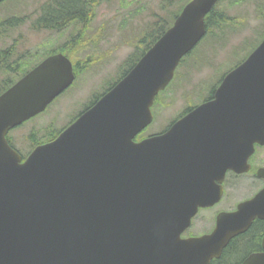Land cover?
<instances>
[{
	"label": "water",
	"instance_id": "obj_1",
	"mask_svg": "<svg viewBox=\"0 0 264 264\" xmlns=\"http://www.w3.org/2000/svg\"><path fill=\"white\" fill-rule=\"evenodd\" d=\"M217 1L189 0L110 90L23 160L6 134L71 83V63L49 55L0 94V264H209L264 219L263 187L219 213L210 233L180 238L198 207L220 199L224 172L247 171L253 144L264 143V36L212 99L132 141ZM241 264H264V251Z\"/></svg>",
	"mask_w": 264,
	"mask_h": 264
},
{
	"label": "rangeland",
	"instance_id": "obj_2",
	"mask_svg": "<svg viewBox=\"0 0 264 264\" xmlns=\"http://www.w3.org/2000/svg\"><path fill=\"white\" fill-rule=\"evenodd\" d=\"M48 1L4 0L0 3V17H23V22L18 27L6 31L7 36L0 35V45L17 43L21 46H17V50H25L26 59L36 61L42 58L44 51L48 52L64 44L72 49L71 53L76 61H82L77 62L78 91L75 92L74 81L44 112L10 131L14 144L22 152L28 150L27 135L34 132L43 136L47 131L63 128L75 113L78 104L87 102L88 91L100 93L102 87L116 81L126 62L134 58L149 41L144 38L141 43L142 34H147L154 23L155 27L166 24L169 13L175 11L181 0H100L92 18L84 25L72 22L60 30L35 31L32 22L39 16L41 6ZM237 1L239 0H222L216 3V9L227 18V21H222L221 25L213 29V32L223 29L222 37L209 38L207 35L198 43L194 53L186 58L184 66L180 67L181 63L178 64V80L158 98L152 107L154 119L142 130V134L147 130H162L186 105L207 95L209 86L206 83L220 71L239 62L258 43L255 41L264 29V12L261 10L264 9V0ZM159 18L160 22H157ZM187 56L188 54L185 57ZM6 76L8 75H1L0 78ZM254 191L255 189L242 186L228 190L215 207L198 212L195 217L199 224L197 230H209L218 209L234 207L239 200Z\"/></svg>",
	"mask_w": 264,
	"mask_h": 264
},
{
	"label": "trees",
	"instance_id": "obj_3",
	"mask_svg": "<svg viewBox=\"0 0 264 264\" xmlns=\"http://www.w3.org/2000/svg\"><path fill=\"white\" fill-rule=\"evenodd\" d=\"M100 0H49L41 6V12L39 16L32 22V28L35 30L49 29V30H60L66 27L72 22L81 23V25L86 24L92 18L94 10ZM244 0H239L237 3ZM170 2V0H169ZM186 0H181L178 3L175 11L169 13V18L166 19V24L158 25L155 27V24L149 29L147 34H142V39L140 40L143 43L144 38H148L149 41L145 44V47L141 52H137L135 57L126 62L127 71L128 68L134 63L135 60L157 39V37L164 31V29L171 24L173 18L177 15L182 5ZM264 12V9H261ZM227 21V18L223 15L220 10H217L216 7L212 8L205 17V23L207 27V34L209 36H219L222 37L223 29H220L218 32H213L214 27L221 25L222 21ZM23 22V17L19 15H8L5 17H0V35H8L7 30L14 29L18 27ZM157 22H160V18ZM168 23V24H167ZM154 33H151L153 32ZM264 29L260 32L259 38L255 42H259L260 37L263 35ZM152 34V35H151ZM210 38V37H209ZM255 39V38H254ZM249 40V39H247ZM246 40V41H247ZM254 42V44H255ZM245 43V41H244ZM257 44V43H256ZM16 44L12 46L15 48ZM59 50L65 52V48L61 47ZM3 55L0 58V63H5L8 61L9 53L7 50H3ZM47 53V51H44ZM1 53V52H0ZM49 54V53H48ZM46 55V54H45ZM184 59V58H183ZM132 61V62H131ZM183 61V60H182ZM186 61V58L183 62ZM129 62L131 64L129 65ZM182 62V63H183ZM13 64V62H12ZM25 62H19L17 67L19 73H24L31 66H25ZM124 70V73H125ZM219 78L213 84L218 83ZM10 81H6L0 84V93L9 85ZM44 134L43 136H38L36 133L32 132L28 135L27 141L28 146H34L36 143L41 141L50 140L53 138L52 133ZM41 140V141H40ZM260 221L252 223L249 229L242 235L231 239L228 244L223 248L221 256L218 259L212 260L210 264H239L242 258L254 247H258V239L256 241L255 237H252L257 233L256 227H259ZM243 236V237H241Z\"/></svg>",
	"mask_w": 264,
	"mask_h": 264
},
{
	"label": "flooded vegetation",
	"instance_id": "obj_4",
	"mask_svg": "<svg viewBox=\"0 0 264 264\" xmlns=\"http://www.w3.org/2000/svg\"><path fill=\"white\" fill-rule=\"evenodd\" d=\"M3 50H7V52L9 53V56H8V60H10L12 57L14 56H20V55H16L14 53V50H13V47L12 45H7V46H3V48H0V58L2 57L3 55ZM23 56V55H21ZM75 58V57H74ZM97 59V58H95ZM81 63L82 61H79L77 59V61L73 60L72 59V63H73V69H74V74H75V79L76 80V88H75V92L78 91V63ZM9 67L6 66L5 63H0V76L1 75H4L5 72L4 70H8ZM231 69V67L229 69H227L226 72H228L229 70ZM84 71V69H82V72ZM81 72V73H82ZM224 75H221L220 79L223 77ZM10 80V77L9 75L6 76L5 78H0V84L6 82V81H9ZM220 82V81H219ZM219 82L217 83V85L213 86L210 85V87L208 88V96L206 97V99L204 100H209L211 98H213V93L215 91V88L218 86ZM106 90V87H102L101 88V92L100 93H90V91L87 92V96L88 99H87V102L85 104H82V103H79L78 104V108L79 110L77 111V114L75 115L74 119L79 116L83 111H85L86 109H88L89 107H91L96 101L97 99L105 92ZM80 91V90H79ZM167 91H169V87L167 89ZM204 100L200 101V102H203ZM154 102H156V98L154 99ZM153 102V105L152 107L154 106V103ZM151 107V109H152ZM187 112V111H186ZM185 112V113H186ZM185 113H182L181 115H179L178 117H176L175 119H173L172 121H170V123H168L166 125V127L164 128V130H169V127L170 125L172 124V122L178 118H180L181 116H183ZM73 119V120H74ZM72 120V121H73ZM147 128V127H146ZM145 128V129H146ZM163 130H160V131H148L145 132L144 134H142V131L139 132L135 137H134V141L135 142H138L144 138H147L153 134H156L158 132H162ZM254 151L253 153L248 157V163L250 165V169L247 171V172H243V173H236L235 171L231 170V169H228L225 171L224 173V178L221 182V186H222V197H224L225 193L228 191V190H233L239 186H242L243 188H246V189H255V191L253 193H251L250 195H247L245 197H243L241 200H244V199H247L251 196H253L262 186H264V178L260 177L258 174H257V169L258 168H264V145L260 146V145H257L255 144L254 145ZM221 197V199H222ZM220 199V201H221ZM219 201V202H220ZM218 202V203H219ZM217 203V204H218ZM217 204L211 206V207H208L206 209H211L213 207H215ZM235 208L234 207H230V206H226V207H221L220 209H218L216 212H215V215H214V219H213V225L212 227L207 230V231H203V232H199L197 230V227L199 224L196 223L197 219H195L196 215L191 219V222L189 224V226L187 228H185L180 236L181 238H188V237H192V236H199L201 234H205V233H208L212 230L213 226H214V223H215V217L217 215L218 212L220 211H230V210H233ZM200 210H198L199 212ZM197 212V213H198ZM252 223H255V220H253ZM251 223V225H252ZM261 224V225H260ZM260 226L259 227H256V231L257 233L254 234L252 237H255L256 238V241L258 239V246H259V241L261 240L260 237H261V233L263 232L264 230V221H260ZM250 225V226H251ZM249 226V227H250ZM249 229V228H248ZM244 234V233H243ZM242 235V234H240ZM239 236V235H238ZM237 236V237H238ZM243 237V236H241ZM258 249L256 250H259V247H257ZM254 249V248H253Z\"/></svg>",
	"mask_w": 264,
	"mask_h": 264
}]
</instances>
